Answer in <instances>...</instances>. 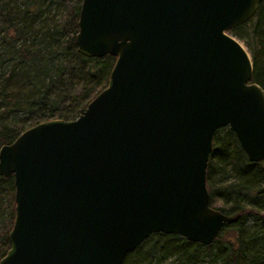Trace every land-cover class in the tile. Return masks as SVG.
<instances>
[{"label":"water","instance_id":"water-1","mask_svg":"<svg viewBox=\"0 0 264 264\" xmlns=\"http://www.w3.org/2000/svg\"><path fill=\"white\" fill-rule=\"evenodd\" d=\"M263 0H82L76 45L115 59L75 120L0 148L14 221L0 264H123L152 234L209 246L236 217L209 205L206 169L227 128L264 162V92L229 33Z\"/></svg>","mask_w":264,"mask_h":264},{"label":"trees","instance_id":"trees-1","mask_svg":"<svg viewBox=\"0 0 264 264\" xmlns=\"http://www.w3.org/2000/svg\"><path fill=\"white\" fill-rule=\"evenodd\" d=\"M81 3L0 0V148L39 123L75 120L107 86L115 59L78 53ZM229 34L247 49L253 83L264 92V0ZM212 143L209 205L235 222L209 246L152 234L123 264H264V162H249L227 128L216 131ZM14 207L13 178L0 176V260L9 249Z\"/></svg>","mask_w":264,"mask_h":264},{"label":"rangeland","instance_id":"rangeland-1","mask_svg":"<svg viewBox=\"0 0 264 264\" xmlns=\"http://www.w3.org/2000/svg\"><path fill=\"white\" fill-rule=\"evenodd\" d=\"M169 263H171V260H169Z\"/></svg>","mask_w":264,"mask_h":264}]
</instances>
